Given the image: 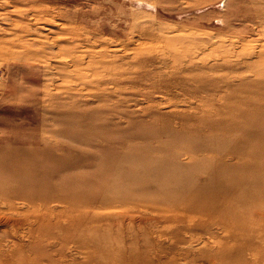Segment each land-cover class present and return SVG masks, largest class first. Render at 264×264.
Here are the masks:
<instances>
[{"label": "rangeland", "instance_id": "obj_1", "mask_svg": "<svg viewBox=\"0 0 264 264\" xmlns=\"http://www.w3.org/2000/svg\"><path fill=\"white\" fill-rule=\"evenodd\" d=\"M259 106L264 0H0V156L42 147L53 160L86 161L75 171L88 174L99 150L163 148L172 134L215 137L227 121L234 133ZM208 122L215 133L201 130ZM169 146L188 162L182 143ZM84 181L85 193L99 189ZM108 190L110 203L1 201L0 264H230L214 257V243L201 245L208 233L186 249L142 196Z\"/></svg>", "mask_w": 264, "mask_h": 264}, {"label": "bare ground", "instance_id": "obj_2", "mask_svg": "<svg viewBox=\"0 0 264 264\" xmlns=\"http://www.w3.org/2000/svg\"><path fill=\"white\" fill-rule=\"evenodd\" d=\"M252 105L248 104L246 108ZM263 107L259 106L250 120L237 125L234 133H230L233 123L227 121L215 137H200L195 132L187 138L172 134L171 143H182L187 163L177 161L175 150H169L171 143L155 149L148 148L147 144H127L126 148L116 149L111 146L99 150L93 155V164L97 168L89 170L88 174L86 171H75L81 163L87 166L86 161L73 158L65 160L63 156L53 160L50 156H44L40 151L42 147L3 149L4 154L0 156V202L3 205L12 202V198L33 201L59 196L69 200L77 197V202L78 199L90 201L96 197L110 203L114 200H110L112 195L108 189L113 186L118 189V195L142 196V201H138L146 206L149 215L152 214L150 211L162 212L164 222H168L171 227L168 229H172L170 237L177 236V239L185 243L183 246H187L186 249L195 245L194 240L204 237L203 233H208L211 242L201 239V245H208L210 248L214 243V257L227 259L230 264H263ZM201 127L202 125L197 127L198 134H201V130L215 133L219 125L208 122L206 127ZM203 146L211 147L215 151L214 156H200L197 152ZM86 179L94 181L96 187H99L98 190L95 188L96 193H85L90 189L84 181ZM127 217V222H130ZM149 218L155 221V218ZM126 220L123 219L124 222ZM212 224L221 228V233L215 232ZM156 225H152L153 228ZM162 230L160 228L165 235L166 231ZM167 233L169 234L168 231ZM186 233H189L188 238L181 236ZM183 253L190 256L189 250ZM244 253H250V256L245 258ZM225 264H228L227 261Z\"/></svg>", "mask_w": 264, "mask_h": 264}]
</instances>
